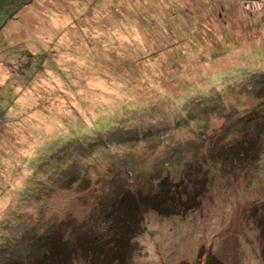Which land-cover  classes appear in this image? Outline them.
Here are the masks:
<instances>
[{"label": "rangeland", "instance_id": "374dc122", "mask_svg": "<svg viewBox=\"0 0 264 264\" xmlns=\"http://www.w3.org/2000/svg\"><path fill=\"white\" fill-rule=\"evenodd\" d=\"M6 3L1 240L28 253L55 224L32 222L45 205L70 222L60 264H264V63L246 71L264 60V0ZM72 139L106 157L86 188L22 202ZM160 194L173 207L142 214Z\"/></svg>", "mask_w": 264, "mask_h": 264}, {"label": "trees", "instance_id": "16d2710c", "mask_svg": "<svg viewBox=\"0 0 264 264\" xmlns=\"http://www.w3.org/2000/svg\"><path fill=\"white\" fill-rule=\"evenodd\" d=\"M6 1H8V3H6V7L14 3V0ZM25 4L26 3H22L20 6H18V10ZM12 15L13 14H10L8 19H10ZM263 63L264 60L259 59L257 65L251 66L247 68V70L245 68L244 70L250 72L251 74H256L257 69ZM123 78L124 81L122 82L126 83V80L128 81V79H126V77ZM217 78H219V75L215 78V80H217ZM254 83L256 82L254 81ZM259 85L260 84L256 85V89L253 90V93L257 91ZM125 95H127V97H125L123 100L127 101V99L132 96V87L129 89V94H124V96ZM171 101L173 102V100ZM151 110L152 109H150V111ZM143 111H145V109H141L138 112L135 111V113L140 112L139 114H141ZM151 132L152 130H148L147 135L151 136ZM96 141L97 139H92L89 141L90 143H87L85 141H80L79 139H72L65 143L60 153H58L54 158L50 159L47 164L41 166L44 171L40 172L38 185H36V191L32 195L28 196L26 201L22 202L34 203L35 200H37L38 197H41L42 194L46 193L48 196H50L56 190H60L61 192H73L77 188H86L88 182H90V179L86 176L85 172L90 171V169L96 165L100 166L104 158H106L99 154V150L96 148ZM114 146H120V143ZM82 161L84 163H82ZM56 167H58V169L54 170ZM164 188L166 189L165 186ZM164 204V196L160 194L154 198L153 196H145L144 203L139 204L138 207L140 208L142 214L146 211L154 210L158 212L165 210V212H167L171 207H173L174 203H172L171 206L167 205L168 208H165ZM44 206H42L41 210L36 212L37 218H31L32 222H43V219L47 218V220L55 222L54 226L48 225L44 231L45 235H30L27 238L28 241L25 242L21 248L27 247L31 244V247L28 249V253L24 252L23 250H18V245L16 243L13 244L11 241L1 240L3 235H0V264H60L62 261L66 260L67 253L65 252L64 247L59 243V240L61 235L70 228V222H65L66 220H57L55 217L56 215L52 213L51 207ZM13 215L15 218H18V214ZM127 220L129 223L127 224L128 226L124 228V238L129 233H134L135 229L133 230V225L138 223L137 216L134 218L127 217ZM92 245V249L95 250L94 244ZM37 254H40V256L37 257ZM28 255L30 256L27 257ZM22 257L26 258L27 260L24 262V260L21 259ZM119 257L121 258L122 256L119 255ZM121 260H123V257Z\"/></svg>", "mask_w": 264, "mask_h": 264}]
</instances>
